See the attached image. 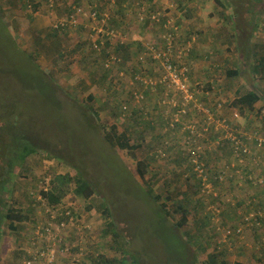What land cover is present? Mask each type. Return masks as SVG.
<instances>
[{
  "label": "rangeland",
  "instance_id": "374dc122",
  "mask_svg": "<svg viewBox=\"0 0 264 264\" xmlns=\"http://www.w3.org/2000/svg\"><path fill=\"white\" fill-rule=\"evenodd\" d=\"M75 1L0 0V138L5 148L12 139L10 152L29 147L18 145L28 138L37 153L17 168L19 174L4 189L8 206L23 208L30 220L20 224L18 232L4 224L0 264H23L30 253L42 249L43 243L35 248L32 239L49 225L58 236L50 247L57 245L60 258L65 245L72 247L71 258L83 264H93L98 250L110 258L120 256L107 249L112 239L103 238V204L141 264H211V254L217 255L218 263H234L240 255L246 257L240 259L246 264H264V185H259L264 180V151L261 157L246 159V167H238L236 157L229 155L225 132L229 128L250 135L259 129L264 138V113H259L264 108V0L252 12L253 4L246 0H79L78 6ZM119 3L124 5L121 9ZM70 5L79 9L74 18L80 27L73 23L54 32V26L68 17ZM91 8L103 9L115 21L116 37L107 35V40L108 51L121 60L118 71L106 70L108 58L94 50L97 35ZM140 11L148 20L153 14L167 17L177 49L189 48L182 62L188 68V84L215 113L207 131L204 112L188 111L181 122V117L174 122L177 110L160 102L164 91L158 88L153 93L133 84L141 69L160 75L150 60L139 64V57L146 45L159 49L164 45L162 25L153 21L145 29L138 20ZM122 45H128L129 52ZM234 69L239 76L229 77ZM250 91L261 98L255 111L242 113L232 107L235 99ZM135 92H144L143 103L132 97ZM216 103L222 104L220 111ZM194 125L206 173L212 177L228 173L219 188L214 185L217 178L208 179L210 192L207 187L202 190L200 179L185 161L186 139ZM112 129L124 133L136 150L110 144L106 135ZM159 151L166 156L157 157ZM140 161L149 165L146 180L137 173ZM79 172L96 188L93 199L77 196L75 185L67 183L69 192L56 209L35 201L56 177H75ZM147 186L167 203L169 216L162 211L161 201L156 203L148 195ZM179 204L189 211L191 226L176 225L183 213L174 211ZM71 211L76 217L58 231L60 223L57 217L51 220L53 215L72 216ZM258 213L263 216L259 226L244 221ZM236 226L241 233L234 232ZM60 238L62 244L57 243ZM206 243L212 247L198 251ZM218 246L221 255L214 253Z\"/></svg>",
  "mask_w": 264,
  "mask_h": 264
},
{
  "label": "trees",
  "instance_id": "16d2710c",
  "mask_svg": "<svg viewBox=\"0 0 264 264\" xmlns=\"http://www.w3.org/2000/svg\"><path fill=\"white\" fill-rule=\"evenodd\" d=\"M78 1L79 0H76L73 5L78 6L79 5ZM129 1H131V0H129ZM150 1L154 2V1H158V0H150ZM246 1L250 5L253 4L252 9L250 10L251 12L253 10H256L257 6H261L264 4V2H263V4H257L256 5V3H259L261 0H246ZM51 2L57 3L58 0H51ZM131 2H133V1H131ZM216 2L220 3L219 0H216ZM128 4H130V3H128ZM118 6H119L118 8L121 9L124 5L123 4L120 5V3H119ZM221 6H223V3H221ZM35 9L37 10L38 8L35 7ZM96 10H97L96 12L98 13V17L105 14L104 11H102L103 9H96ZM73 15H75L74 6L70 5L69 10L67 12V16L70 17ZM257 15H258V13H256V16ZM68 17H65V18H68ZM65 18H63V19H65ZM160 19H161L160 24L162 26L168 20L167 17H162V16L160 17ZM152 23H154V22L153 21H147L144 24L145 29L148 27H151L150 25ZM109 24H110V26H108ZM108 25L104 26V29L106 31H107V29L115 30L114 29V27H116L115 21H109ZM75 26L80 27V23L78 22ZM5 27L10 28V26L8 24H6ZM64 29L65 28H59V29L54 28L53 31L54 32H60V31H63ZM106 31L104 34L97 35V39L95 40L96 43L99 45V48H100V50L98 51L97 54L102 55L104 58H108V56H109L108 55V52H109L108 49L110 48L109 41L107 40ZM160 38H161V36H160ZM121 48L123 50H126V51L128 50V52L130 50L128 45H122ZM29 58L31 59V61L33 63L35 62L33 60L32 56H29ZM262 61H264V60L261 59V62ZM34 65H35V63H34ZM262 66H264V64L263 65L261 64V67ZM36 67H37V65H36ZM261 67H260V69H261ZM256 70H258V67H256ZM262 70L264 73V67L262 68ZM239 74H240L239 71L234 69L233 71H229L228 76L235 78V77H238ZM45 75L47 76L48 80H51L52 84L55 87H58L57 86L58 83H56L54 80H52V78L49 77L48 74L45 73ZM263 77H264V74H263ZM208 89L211 90V87L209 86ZM91 100H93V99H91ZM260 100H261V98L256 92L250 91L244 95H240L237 99H235L232 103V107L238 108L239 110H241L242 113H244L246 109L252 113L253 111H255L256 105L260 102ZM259 113L263 114L264 108L261 109V111ZM140 114L143 116V113H140ZM145 114L146 113L144 112V115ZM249 122L252 123V120H249ZM115 130L116 129H112V131H110V133H108L106 135V139L110 144H112L114 147H119L121 149H127L129 151L136 150L137 147L131 146L129 144L127 137L124 133L119 134V133H116ZM253 130H255V129H253ZM256 131L258 133H260L259 129H257ZM251 134H253V132ZM239 137L243 140L242 136H239ZM25 139H26L25 141L19 142L18 145L21 146V145L29 144V147L24 146L22 151H17V152H19V154H18L15 151L10 152V148L12 146V142H11L12 139H11L8 147L5 148V145H3L4 138L3 139L0 138V241H1V238L3 235L4 224L7 223L10 230L18 232L19 231V225L30 220L29 213L27 211H25L23 208L9 207L8 201L6 200V197L4 194V189L6 188V186L8 184H10L19 174L17 168L22 166L28 158L37 154L35 152L36 149L34 148V146H32L29 139L28 138H25ZM245 143L249 147L254 148L256 153H257V155L252 153V155L247 157V159H252L253 157L258 158V157L262 156L261 153L264 151V148L258 149L256 147V145L255 146L253 145V144H255V142L250 143L248 140H245ZM236 154L239 155V157H245L246 156V155H243V152H238L235 149L231 148L229 151V155H232V157H235ZM186 159H187V161H189L188 157L185 158V161H186ZM190 167L193 170V167L192 166H190ZM148 168H149V165L145 161H140L138 163L137 173L142 180H146V177L148 174ZM194 174H195L194 177H196V180H198L197 174L195 172H194ZM209 174H212V173H209ZM207 176H208L209 180H211V179L215 180L217 178V181L214 184V185H216L217 188H219V187H221V185H223L222 182L219 181L217 176H215V177H214V175H213V177L209 176V175H207ZM230 179H231V177H227V180L232 182V180H230ZM67 183H73L75 185L74 191H75L76 195L79 197H82L86 200H91L96 195V188L94 187V185L90 181H88L86 178H84L81 172H79L75 177H70L69 175H66L64 177H56L52 181V184H50V188L44 187L41 190L40 195L38 196V198L35 201H37L41 205H43V202L45 201L48 204L47 205L48 207H50L52 209H56L59 205L62 204L63 199L66 197V195L69 192L68 188H67L68 187ZM147 188H148V195L154 200V202L159 203L162 200V197L159 195H156L154 189L151 186H147ZM199 188H200V184H199ZM39 198L42 200H39ZM167 200L169 201V198H167ZM215 200H216V198L213 197V201H215ZM160 206L162 208V211L164 213H166L167 216H169L170 213L167 211V203L164 201H161ZM101 208H103L102 215L106 220V229L104 231V234H103L104 237L103 238L109 237L112 239L110 242L107 243V249L111 252V254L114 253L115 256L117 254H120V256L110 258L106 254L99 253L100 250H98L97 253L93 254V256H92L93 264H141L139 259H137V256H134L132 254V251L128 248V245H129L128 241L127 240L124 241V237H122L121 234L119 233V230L117 229L115 223L113 222V220L110 216V210L105 206V204H103V206H101ZM88 210H91V207ZM174 211H175V213H179L180 211H183V213L181 215L182 218L176 224L179 228H184L186 226L192 225V223L188 219V215H187L189 211L183 205L179 204ZM71 215L72 216L67 215L63 212L57 216L56 221L60 224L61 223H70L71 217H73V218L76 217V214H74L72 211H71ZM220 216H221V214H220ZM235 228L236 229L234 232L238 233V231L240 230L239 227L236 226ZM211 247L212 246L210 244L208 245V243H206V245H199V247L197 249H198V251H207ZM219 249H220V246H218L217 249H215L214 253L218 251L217 252L218 255L223 254V251L222 250L219 251ZM75 251H80V249H76ZM209 256H210L211 262L214 264H244L241 262L231 263V262L226 261V260H222L218 263L216 261L217 255L211 254ZM26 259H29V257H27ZM86 260H87V257H86Z\"/></svg>",
  "mask_w": 264,
  "mask_h": 264
},
{
  "label": "built area",
  "instance_id": "2783aa9c",
  "mask_svg": "<svg viewBox=\"0 0 264 264\" xmlns=\"http://www.w3.org/2000/svg\"><path fill=\"white\" fill-rule=\"evenodd\" d=\"M79 10V9H78ZM75 11V15L77 14V11ZM141 16V17H140ZM77 17V16H76ZM93 19V20H92ZM148 19H146L143 15V13H140L139 15V21L141 23L146 22ZM151 21L159 22L161 21L160 15L153 14L150 17ZM77 21V22H76ZM90 21L92 22V30L96 35L104 34L105 29L104 26L108 25L110 21V17L108 13L103 14L102 16L98 17V13L93 12L92 16L90 17ZM74 23H78V18H74L73 16H70L68 18L60 20L56 26H54L55 29L59 28H65L67 26H70ZM171 22L167 20V22L162 26L164 28V33L161 36V40L163 42L162 48H157L154 45L145 46L146 52L142 54L139 58V64L142 63V61L150 60L151 65H155L156 71H160V75H150L147 71L143 72V69L140 70L139 73H136L133 76V84L134 85H140L144 90H149L150 92H157V89H163V91L166 93L165 97H163L160 102L167 108H170L172 111L174 109L177 110L176 120L174 122H178L180 118H183L184 115L188 113V111L194 110L198 113H205V116L207 117L206 125H202L204 127V130L207 131L210 123L213 120V114L215 115L214 111L211 108H206L203 103L200 102V100L194 95V93L191 91L190 86L188 84L189 82V75H188V68L185 67L183 62V53L185 50L189 51V48H184L182 50L177 49V43H176V34L172 32H168L169 24ZM109 26V25H108ZM177 31V29H175ZM115 30L113 29H107L106 33L109 36L116 37ZM94 49L98 52L100 50L99 45L94 42ZM108 59L106 61L105 69L108 71H118V66L121 63V60L116 57L115 54L108 52ZM123 76V74H122ZM148 91V92H149ZM146 93V92H145ZM173 94V96H170ZM136 102L143 103L145 100L144 92L138 93L135 92L133 95ZM178 96L179 98H176ZM217 111H220L222 109V104H215L214 106ZM124 110H127V107L124 108ZM178 124V123H174ZM174 126V125H173ZM197 128V125H194L193 127H190L191 130V137H187L186 139V145L189 148L188 155L186 157L189 158V162L191 166L193 167L194 172L197 174L198 178L200 179L202 190L205 189L209 183L208 174L206 173L205 165L203 163L202 155L199 153V147H196L197 140L195 139L194 135L196 133L195 129ZM227 128V127H226ZM226 132V140L228 141L231 148L235 149L238 152H243V155H246L245 157H239V155H235L237 159V166L238 167H246V159L247 157L252 155V148L249 147L245 140H248L250 143L255 142L253 144L258 149L264 148V138L256 131L252 135H246L242 134L239 135L235 133L232 129H229ZM242 136L243 140L239 137ZM163 151H159L157 157H159V154L162 157H165L166 154L160 153ZM255 158L252 160V163H254ZM236 165H234L235 168ZM243 172V170H238ZM237 172V171H236ZM238 173V172H237ZM228 175L223 176L219 175V180L222 182L224 178ZM263 183L259 185H264V180H261ZM214 186V185H213ZM209 188V189H208ZM47 189V188H46ZM207 191H211V187H207ZM39 200H42L39 198ZM43 204H46L44 201ZM51 213V212H49ZM59 214L57 213L55 216L53 215L52 220H54ZM67 215H70L67 213ZM263 216L259 213L256 215H253L251 217H248L245 219L246 223L252 225V226H259V220ZM59 226V225H58ZM65 224L61 223L58 227V231L61 230V227H64ZM54 228H52V225H49L43 231L38 230L36 232V236L32 239L31 245L35 248H38L40 243H43L41 245L42 249H37L34 252L29 254V259H26L23 264H83L84 261L81 262V260H77L76 258H71V248L68 245H65L63 249L61 250L62 256L61 258L58 256L57 253V245L54 247H50L51 244H55L56 239L58 236L54 233ZM242 229L238 231V233H241ZM64 241L62 238H60L57 243L62 244Z\"/></svg>",
  "mask_w": 264,
  "mask_h": 264
},
{
  "label": "crops",
  "instance_id": "0c3cea01",
  "mask_svg": "<svg viewBox=\"0 0 264 264\" xmlns=\"http://www.w3.org/2000/svg\"><path fill=\"white\" fill-rule=\"evenodd\" d=\"M131 1H136V0H131ZM155 2V1H154ZM153 2V3H154ZM156 2H158V3H161V2H164V0H158V1H156ZM162 91H163V89H161ZM225 150V149H224ZM224 152V151H223ZM231 157H232V155H231ZM237 254H239V253H237ZM242 254V253H241ZM236 261H234V263L235 262H241V263H244V264H246L245 262H243V261H241L240 259H243V260H246V257H240V255H238L236 258Z\"/></svg>",
  "mask_w": 264,
  "mask_h": 264
},
{
  "label": "clouds",
  "instance_id": "9594fccd",
  "mask_svg": "<svg viewBox=\"0 0 264 264\" xmlns=\"http://www.w3.org/2000/svg\"><path fill=\"white\" fill-rule=\"evenodd\" d=\"M96 11H97V10H96L95 8H91V9H90V12H96ZM96 13H97V12H96ZM140 13H141V11L138 13V15H140ZM135 14H136V12H135ZM138 20H139V19H138ZM147 21H151V20H147ZM147 21H146V22H147ZM139 22H140V21H139ZM146 22H144V23H146ZM160 22H161V21H160ZM140 23H141V22H140ZM158 23H159V22H158ZM162 35H163V34H162ZM162 35H161V36H162ZM160 39H161V38H160ZM189 77H190V76H189ZM132 97L134 98L133 95H132ZM203 103H204V102H203ZM200 183H201V182H200ZM262 221H263V220H262ZM235 263H236V262H235Z\"/></svg>",
  "mask_w": 264,
  "mask_h": 264
}]
</instances>
